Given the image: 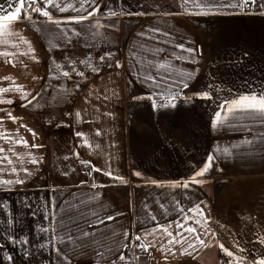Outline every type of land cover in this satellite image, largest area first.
<instances>
[{
  "label": "crops",
  "instance_id": "1",
  "mask_svg": "<svg viewBox=\"0 0 264 264\" xmlns=\"http://www.w3.org/2000/svg\"><path fill=\"white\" fill-rule=\"evenodd\" d=\"M227 2L202 0L201 8L189 4L185 9L181 0H175L170 9L144 12L121 9L118 0H97V15L83 23L62 25L82 33L80 37L73 36L71 44L55 39L59 29L38 13L32 16L35 23L27 19L11 22L14 30L31 42L35 60L19 55L27 51L26 44L20 45L19 52L10 45H0V52L16 53L0 56V87L22 85L31 96L41 95L32 105L22 107L26 101L21 100V92L2 94L14 103L0 104L4 109L0 112V131L16 134L18 129L29 145H42L15 147L17 153L30 151L42 160L24 164L32 175L19 171L23 184L0 186V264H9L7 255L13 257L11 264H65L48 245L51 231L40 230L50 226L45 219L49 203L54 205L52 211L60 221L55 227L61 236L95 232L83 248L57 244L71 258V264H125L118 259L121 252L128 258L127 264H231L232 258L219 244L242 257L239 264H253L264 258V244L258 239L264 236V140L260 138L264 125L241 118L212 127L223 102L264 90V15L258 6H249L253 12L217 7ZM261 3L264 0H257V5ZM110 11L119 14L110 16ZM51 12L54 19L77 15L71 10L60 13L55 8ZM97 21L106 27L90 30ZM95 31L100 36L93 37ZM54 43L61 46L53 47ZM178 44L199 51L189 56L179 51ZM107 53L111 57L101 62L99 57ZM86 58L99 68L98 74L79 64ZM53 60L63 65L76 61L77 69L86 78L74 73L70 79L55 78ZM117 62L121 67L116 66ZM165 62L171 67H156ZM149 75L155 81L145 78ZM185 81L189 86L176 97V107L153 109L152 99L157 104L164 103L168 93L180 92ZM204 92L210 93L211 99L193 95ZM8 112L22 119L13 122ZM21 124L33 129L36 137ZM97 130L102 135H95ZM77 132L84 133V137H77ZM249 139L255 143H244ZM0 146L11 147L3 139ZM226 147L232 156L217 150ZM209 155L215 156L214 165L204 176L196 177L204 182L192 183ZM81 160L90 163L86 166ZM92 165L104 171L110 169L113 176L123 177V182L103 172H93ZM11 167L0 178L16 179L17 175L10 173ZM185 183L187 188L176 186ZM196 205L204 210L216 236H201L208 246L197 244L195 259L181 255L180 245L169 246L175 255L161 252L160 243L166 244L168 237L139 255H134L132 244L123 247L127 243L125 232L131 241L140 235L142 241H135L137 244L154 239H144L145 230L156 226L149 210L160 225H167L185 215L195 216L188 209ZM108 216L115 219L98 224ZM89 224L98 226L90 228ZM189 225L199 229L192 220L185 227ZM170 230L175 235V224ZM9 237H27L29 244H15ZM92 240L104 245L103 258L97 257L99 245L92 244ZM41 244L47 246L42 248Z\"/></svg>",
  "mask_w": 264,
  "mask_h": 264
},
{
  "label": "snow or ice",
  "instance_id": "2",
  "mask_svg": "<svg viewBox=\"0 0 264 264\" xmlns=\"http://www.w3.org/2000/svg\"><path fill=\"white\" fill-rule=\"evenodd\" d=\"M182 7L187 8L189 4L194 5L196 8H201L202 0H181ZM258 6L261 9L260 14L264 15V3H261L257 5V0H239L238 3H233L231 0H228L227 3H221L217 5L218 8H239L240 10H243L245 6ZM55 8L60 13L67 12L69 10L76 12V16H70L65 17L63 19H54L53 13L51 12V9ZM29 9L31 11H29ZM99 12V5L97 3V0H4V3H0V45H10L13 48H16L19 52V48L21 44L27 45V51L19 52V55L24 56H30L31 59L35 60L34 55V48L31 45V42L28 41L19 31H15L14 27L12 25V21H19L21 19H27L32 23H35L32 21V13H38L39 15L46 17L49 23L55 24L57 28L59 29L60 34L55 38L57 40H62L66 42L67 44H71L73 40V36L80 37L82 33L80 31L76 30H69L68 28L62 27V25L65 24H73V23H83L85 20H88L90 17H93L97 15ZM119 13L115 11H110V16H116ZM131 14V13H129ZM136 15H143V13H135ZM199 14V13H197ZM101 27H106L105 25H102L97 21L94 25L90 26L91 28L99 29ZM39 27H37V31H39ZM93 37L100 36V33L98 31L92 32ZM10 37H17L18 39L16 41H12L9 38ZM61 45L59 43H54L53 47L59 48ZM176 47L179 49L180 52H187L189 56H193L194 53L199 51L195 48H188L185 47L184 44H178ZM31 54V55H30ZM10 55H16V53H9L8 51L0 52V56L8 57ZM247 55V54H245ZM111 57V53H107L104 56H100L99 60L101 62H104L106 59ZM182 57L177 56V59H181ZM194 58V57H193ZM8 63H12L11 60L7 61ZM54 63V69L52 70L55 73V78H59L60 76H63L65 78H71V75L74 73L75 75L86 78L85 73L83 71H80L77 69L76 61L70 60V62L67 65H63L61 63L56 62L53 60ZM79 64L85 65L86 67L90 68L92 72L99 73V68L93 66L92 62L89 59H83L79 61ZM111 66V65H109ZM117 67H121V65L117 62ZM171 67L170 64H167L165 62L164 64H160L156 67L159 69H163L165 67ZM26 67V65H25ZM67 69V70H66ZM146 79L155 81V77L149 75L145 77ZM191 78V74H189V79ZM3 79L9 80L10 77H4ZM33 79H36L35 77ZM15 82L13 81V84ZM157 86H159L157 84ZM189 86L188 82H183L181 85V91L180 92H170L168 93V99L161 104H157V101L155 99H152V97H149L152 99L153 109L157 108H166V107H176V104L174 101L176 100L177 96H180L183 94V89L187 88ZM77 88H79V84L76 85ZM11 91H17L21 92V100L26 101V103H23L22 107H28L29 105H32L34 101L37 100V98L41 95V93H37L35 96H31V93L24 92L22 85H16L15 87H0V104H13L14 101L11 99H4L3 95L4 93H8ZM161 97L164 96V93H159ZM194 96H197L199 98H206L211 99V94L208 92L204 93H194ZM29 96H31V99H29ZM104 99H107V96L104 97ZM133 99H139L134 97ZM191 99V98H189ZM4 109L0 108V112H3ZM223 113V115H222ZM70 115V114H66ZM110 115V114H107ZM7 116L9 119H11L13 122H16L17 120L22 119V117H16L12 114V112H8ZM76 116L78 118H81V113L77 112ZM241 118H247L249 120H256L259 121L261 125H264V90H262L259 93L251 92L248 94H240L238 97L233 98L229 101H225L220 105L219 110L215 113V119L212 122V127L218 128L225 126L226 124H231L234 120H238ZM20 127L26 128L28 132L31 133V135L35 138L36 132L33 129H30L27 127V125L21 124ZM3 128V117H0V129ZM77 137H84V133L77 132ZM95 135L100 136L102 135L100 130H97ZM260 138L264 140V132L260 134ZM0 139H3L5 143L10 144L11 147L5 149L4 147L0 146V176L3 175V173L9 171L8 166H12L10 168V173L13 175H17L16 179H2L0 178V186H10L15 184H23L25 181L23 179H20L18 176L19 171H23L26 175H32V172L29 171L27 168L24 167L25 163H31V164H38L41 162L42 158H37L34 156L30 151L25 153H17L15 151V147L17 145H22L24 148H39L42 147V145H36L31 144L29 145L28 141L24 139L23 136L19 135V130L17 129L16 134L8 133L6 131H0ZM84 143L88 144V140L84 139ZM244 143L248 145H252L255 143V141L249 139L245 140ZM91 147V145H89ZM98 148L99 145H96ZM235 147V146H234ZM225 156H232L233 153L229 148H223V149H217ZM8 153H11V155H8ZM77 157H79V153H75ZM68 157H65L67 159ZM82 164H85L86 166L89 165L90 162L81 160ZM215 163V156L209 155L207 157V160L204 164V166L197 171L194 174L192 183L196 184H202L203 180H198L196 177H202L204 176L214 165ZM19 164V169L15 167L14 165ZM93 172H103L104 175L113 176L111 170L104 171L103 169L96 168L94 165H92ZM91 174V173H89ZM134 175L140 176L139 172H135ZM114 179H119L123 182V177L119 176H113ZM155 183V182H154ZM96 185L94 184L93 187ZM177 187H185L187 188L189 185L188 183H185L183 185H176ZM49 211L45 213V219L49 221V227H41V232L48 233L51 231L52 235L48 241V245L52 246L53 251L56 252L57 256L62 259L65 264H71V258L67 256L66 253H63V249L57 246L58 243L65 244L68 246H79L81 248L85 247L89 242V237H94L95 232L90 231H81L79 235L73 234L72 232H68L67 235L61 236L60 230L58 227H55V225H58L60 221L56 218V213L52 211L54 205L49 203L47 205ZM163 208L164 206L161 205ZM147 208V206H146ZM181 212H184V209H180ZM188 212H193L196 215L195 216H187L185 215L182 220H178L175 222H169L167 225H160L157 221V218L155 215H152L149 210V216L150 219L154 222H156V226L145 230L144 233V239H146L148 236H153L154 239L148 243H138L135 244V247L141 249L144 252H149L150 248L156 247L157 242L162 240L164 237H168L167 243H160V251L164 253H172L175 255V252H173L172 248L169 247L170 245H180L181 246V255H187L192 256L193 259L196 258L194 253L198 251L197 244H199L201 247H207L205 240L201 239V236L205 233L211 234L213 238H215L216 233L210 228V220L209 218L204 214V210L200 207V205H196L192 209H188ZM33 216L36 215L35 212L32 213ZM115 217L108 216L105 219L98 220V224H106L107 221L114 220ZM188 220H192V223L194 225H198L199 229L197 227H194L192 225H189L185 227V224ZM11 221H9V225H11ZM98 224H89L90 228H95L98 226ZM173 224H175L176 233L173 235V232L170 230L173 227ZM203 230V231H200ZM160 232L162 233L161 236H157L156 234ZM186 233H189L190 235H185ZM124 238L127 241L125 245H123L124 248L129 247L132 244L131 240H128L129 233L125 232ZM9 239L18 245L21 246H27L29 244V240L27 237H24L20 240L15 239L14 237H9ZM135 241H142V237L140 235H136L134 237ZM259 243L264 244V236H260ZM78 242V243H77ZM92 244L99 245V247L96 248V255L99 258H103L105 253L103 252L104 245L101 244L99 241L92 240ZM184 245H187L186 247ZM42 248L46 247L47 245L41 244ZM220 249L230 258H232L231 264H239V260L242 259V257L238 258L236 257L235 253L228 248L224 247L223 244L218 245ZM0 247H3L0 245ZM242 251V250H241ZM25 255H28L27 247H25ZM167 259V257H165ZM6 259L8 260L9 264H11L13 257L11 255H7ZM119 261L125 262L127 264L128 258L125 256L123 252L118 257ZM139 259V257H137ZM113 264H115V261H113ZM253 264H264V258L259 259L258 261H254Z\"/></svg>",
  "mask_w": 264,
  "mask_h": 264
},
{
  "label": "rangeland",
  "instance_id": "3",
  "mask_svg": "<svg viewBox=\"0 0 264 264\" xmlns=\"http://www.w3.org/2000/svg\"><path fill=\"white\" fill-rule=\"evenodd\" d=\"M175 0H118V6L124 10L160 11L174 6Z\"/></svg>",
  "mask_w": 264,
  "mask_h": 264
},
{
  "label": "built area",
  "instance_id": "4",
  "mask_svg": "<svg viewBox=\"0 0 264 264\" xmlns=\"http://www.w3.org/2000/svg\"><path fill=\"white\" fill-rule=\"evenodd\" d=\"M29 11H31L30 9H29ZM243 11L244 12H253L252 10H250L249 9V6H245L244 8H243ZM37 13H32V16H35ZM135 244H137L135 241H132V247H133V250H134V255H139V254H143V253H145L144 251H142L141 249H139V248H137V247H135ZM104 264H113V263H104ZM115 264H122V263H119V262H115ZM124 264V263H123Z\"/></svg>",
  "mask_w": 264,
  "mask_h": 264
}]
</instances>
